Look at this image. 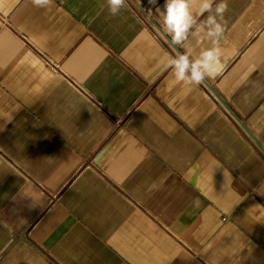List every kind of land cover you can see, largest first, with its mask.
Listing matches in <instances>:
<instances>
[{
	"label": "crops",
	"instance_id": "crops-1",
	"mask_svg": "<svg viewBox=\"0 0 264 264\" xmlns=\"http://www.w3.org/2000/svg\"><path fill=\"white\" fill-rule=\"evenodd\" d=\"M163 5L0 3V264H264V0L191 87Z\"/></svg>",
	"mask_w": 264,
	"mask_h": 264
},
{
	"label": "clouds",
	"instance_id": "clouds-1",
	"mask_svg": "<svg viewBox=\"0 0 264 264\" xmlns=\"http://www.w3.org/2000/svg\"><path fill=\"white\" fill-rule=\"evenodd\" d=\"M32 3L38 9H48L53 6L54 0H32ZM125 5L126 0H107L112 16L118 15ZM158 11L173 46L185 49L168 60L173 83L191 87L219 74L223 68L219 40L225 30L224 14L228 11V0H164L163 10ZM205 13H208L206 19L198 22L197 18ZM204 40L210 41L211 46L193 57L192 41L199 45Z\"/></svg>",
	"mask_w": 264,
	"mask_h": 264
}]
</instances>
